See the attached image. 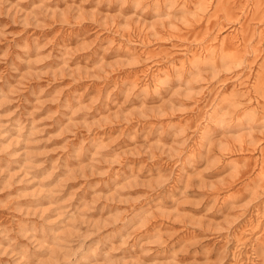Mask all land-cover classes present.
<instances>
[{
    "label": "rangeland",
    "instance_id": "374dc122",
    "mask_svg": "<svg viewBox=\"0 0 264 264\" xmlns=\"http://www.w3.org/2000/svg\"><path fill=\"white\" fill-rule=\"evenodd\" d=\"M262 44L264 0H0V264H264Z\"/></svg>",
    "mask_w": 264,
    "mask_h": 264
},
{
    "label": "bare ground",
    "instance_id": "6f19581e",
    "mask_svg": "<svg viewBox=\"0 0 264 264\" xmlns=\"http://www.w3.org/2000/svg\"><path fill=\"white\" fill-rule=\"evenodd\" d=\"M157 1H158V0H157ZM177 1H178V0H177ZM182 1H183V0H182ZM184 1H185V0H184ZM203 1H204V0H203ZM157 3H158V2H157ZM181 3H182V2H181ZM189 3H190V2H189ZM205 3H207V2H205ZM209 3H210V1H209ZM209 3H208V4H209ZM214 3H215V2H214ZM183 5H184V3H183ZM190 5H192V4H190ZM209 5H210V4H209ZM196 6H197V4H195L194 7H196ZM213 6H214V5H213ZM194 7H193V8H194ZM204 8H205V7H204ZM248 8H249V7H248ZM259 8H260V7H259ZM206 9H207V8H206ZM252 9H253V8H252ZM204 10H205V9H204ZM246 10H247V9H246ZM250 10H251V9H250ZM259 11L261 12V10H259ZM206 12H207V11H206ZM247 12H248V10H247ZM247 12H246V13H247ZM203 13H204V12H203ZM250 13H252V12H250ZM253 13H254V12H253ZM243 14H244V17H245V15H247V14H245V13H243ZM198 15H199V14H198ZM203 15H204V14H203ZM239 16H240V15H239ZM197 17H198V16H197ZM237 17H238V16H237ZM244 17H243V18H244ZM198 19H199V18H198ZM200 20H201V19H200ZM239 20H240V19H239ZM247 21H248V20H247ZM204 22H205V21H204ZM251 23H252V22H251ZM248 24H249V23H248ZM255 24H256V23H255ZM237 25H238V24H237ZM250 25H251V24H250ZM239 26H240V25H239ZM142 27H144V26H142ZM204 27H205V26H204ZM253 27H254V26H253ZM142 29H143V28H142ZM204 29H205V28H204ZM143 30H144V29H143ZM143 30H142V31H143ZM219 30H220V29H219ZM142 31H141V32H142ZM144 31H145V30H144ZM217 31H218V30H217ZM220 31H221V30H220ZM240 32H242V31H240ZM251 32H252V31H251ZM251 32H250V33H251ZM259 32H260V31H259ZM139 33H140V32H139ZM234 34H235V33H234ZM236 34H237V33H236ZM240 34H241V33H240ZM251 34H252V33H251ZM260 34H261V33H260ZM260 34H259V35H260ZM146 35H147V34H146ZM212 35H213V34H212ZM209 36H210V35H209ZM241 36H242V34H241ZM249 36H250V35H249ZM251 36H252V35H251ZM251 36H250V37H251ZM250 37H249V38H250ZM258 37H259V36H258ZM260 37H261V36H260ZM142 38H143V36H142ZM144 38H145V37H144ZM215 38H216V37H215ZM221 38H222V36H221ZM235 38H236V37H235ZM242 38H243V37H242ZM209 39H211V37H210ZM219 41H220V40H219ZM258 41H259V40H258ZM145 42H146V41H145ZM223 42H224V40H223ZM261 42H262V41H261ZM129 43H130V44H134V43H132V42H129ZM140 43H141V42H140ZM203 43L205 44V42H203ZM210 43H211V42H210ZM210 43H209V44H210ZM135 44H136V43H135ZM218 44H219V43H218ZM141 45H142V44H141ZM200 45H202V44H200ZM262 45H263V44H262ZM127 46H128V45H127ZM130 46H131V45H130ZM138 46H139V45H138ZM243 46H244V45H243ZM245 46H246V45H245ZM259 46H260V44H259ZM142 47H143V45H142ZM142 47H141V48H142ZM202 47H204V46H202ZM202 47H200V48H202ZM212 47H213V46H212ZM261 47H262V46H261ZM263 47H264V45H263ZM125 48H127V47H125ZM197 48H198V47H197ZM143 49H144V48H143ZM186 49H187V48H186ZM190 49H191V48H190ZM215 49H216V47H215ZM255 49H256V48H255ZM195 50H196V49H195ZM197 50H198V49H197ZM204 50H205V53H206V51H208V49H207V50L204 49ZM256 50H257V49H256ZM260 50H261V49H260ZM143 51H144V50H143ZM199 51H200V50H199ZM199 51H198V52H199ZM187 52H189V51H187ZM193 52H195V51H193ZM217 52H218V50H217ZM234 52H236V51H234ZM260 52H261V51H260ZM203 53H204V51H203ZM207 53H208V52H207ZM207 53H206V55H207ZM229 53H230V52H229ZM146 54H147V53H146ZM179 54H180V53H179ZM190 54H192V53L190 52ZM193 54H194V53H193ZM234 54H235V53H234ZM259 54H260V53H259ZM144 55H145V54H144ZM186 55H189V54H186ZM198 55H199V54H198ZM198 55H197V56H198ZM180 56H181V55H180ZM190 56H191V55H190ZM199 56H200V55H199ZM235 56H236V55H235ZM258 56H259V55H258ZM185 57H186V56H185ZM263 57H264V56H263ZM192 58H193V56L190 57V59H192ZM256 59H257V57H256ZM262 59H263V58H262ZM184 60H187V58L184 59ZM188 60H189V59H188ZM192 60H193V59H192ZM174 61H175V60H174ZM178 61H179V60H178ZM176 62H177V61H176ZM184 62H185V61H184ZM177 63H180V61L177 62ZM182 65H183V64H182ZM261 65H262V68H264V67H263V63H262ZM187 66H189V65H187ZM173 67H174V66H173ZM173 67H172V68H173ZM189 67H190V66H189ZM162 70H163V69H162ZM162 70H161V71H162ZM184 70H185V68H184ZM179 71H182V72H183V70H179ZM163 72H164V70H163ZM262 72H263V70H262ZM157 73H158V71H157ZM160 74H161V72H160ZM152 75H153V74H152ZM260 75H261V74H260ZM152 77H153V76H152ZM258 77L260 78L261 76H258ZM154 78H155V77H154ZM155 79H156V78H155ZM160 79H161V78H160ZM153 80H154V79H153ZM262 80H263V79H262ZM259 82H260V81H259ZM263 82H264V81H263ZM155 84H156V82H155ZM134 85H135V84H134ZM153 85H154V84H153ZM260 85H261V83H260ZM262 86H263V85H262ZM256 92H257V91H256ZM261 96H262V95H261ZM260 98H261V97H260ZM261 99H262V98H261ZM254 103H255V102H254ZM256 104H257V103H256ZM261 152H262V150H261ZM261 152H260V153H261ZM261 160H262V159H261ZM262 162H263V160H262ZM260 172H261V171H260Z\"/></svg>",
    "mask_w": 264,
    "mask_h": 264
}]
</instances>
